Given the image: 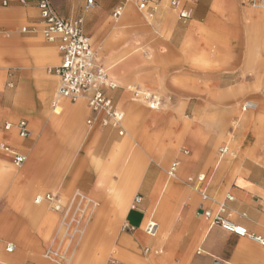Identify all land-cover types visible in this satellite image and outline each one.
Here are the masks:
<instances>
[{"label": "crops", "instance_id": "1", "mask_svg": "<svg viewBox=\"0 0 264 264\" xmlns=\"http://www.w3.org/2000/svg\"><path fill=\"white\" fill-rule=\"evenodd\" d=\"M52 2L56 8L54 0H52ZM128 2L129 0H126V3L122 5L123 9L124 7L125 9L121 12L126 18L131 17V7ZM260 2L264 3V0ZM58 3L59 11L57 8L56 9L60 14L70 19L81 17L82 23L85 17L87 22L92 20V23L94 22L96 25L103 11L102 5L97 6V8L93 10L84 9L86 7L85 4L82 7L83 0H59ZM185 5L188 10V18L186 19L179 18L177 13L168 5L171 11L176 14V18H174L171 11L169 12L167 9L164 0H160L154 7L155 10L150 13L151 17H148V15L144 17V20L151 24L152 32L142 35V33L135 28L133 35L119 48L120 51H127L132 49V47H138L144 43H146L145 45L147 46L148 43L145 41V38L148 36L152 38L151 35L155 33V35H153L155 41H150V48L154 53L155 59L158 60L156 66H149L148 68L145 66L136 67L135 71L132 73H125L126 70L132 66V59H136L138 64L141 63L142 60L138 55L128 61L124 60L126 56H123L117 60L116 64H109L108 62L116 60L115 57H113L115 54L113 55V53L103 51L102 58L100 59L101 62L96 59L98 64L100 63L103 67L105 63H108L109 66L115 65L114 75L111 78L119 80L120 83L126 80L136 81L137 85L134 87V90H139V88L143 86L145 90L153 93H151L152 96L157 95L156 97L159 98V105L164 107V109L154 108L153 110H146L143 106L131 104L129 97H127L129 86L126 88L123 87L122 84H116V90L109 88L105 89V94L111 97L117 108H120L118 106L119 101H123V104L125 103L127 108L132 106L135 108L137 107L138 124H136V133L140 138L139 145L142 153L150 157V162L148 163L146 159L141 168L142 171L138 181L135 185L131 186L129 194L125 197L127 208L124 212L118 215V208L116 204L113 203L116 207V217L118 219L122 218L123 225L127 224L134 228L133 230L122 231L123 233L119 240L122 242L123 246L132 249L141 248L145 254L152 252V245H156L159 241H163L165 251L163 248H158V250L154 251L156 256L151 259L148 258V261L142 264H264V248L258 242L249 237L238 236L232 232L229 233L221 226L211 224V222L207 221L201 215V209H210L212 211L217 209L220 202L217 207L213 208L217 201L216 198L211 196L208 197L207 200L201 199V202L196 205L195 198H191L188 195L184 198L182 191L176 186L178 182L181 183L183 181L184 176L187 174H192V176L189 177L193 178L198 174H204V176L207 175L209 180L213 175L219 176V172L217 173L216 171L217 167L214 169L209 168V172L206 173H201L199 171L205 168L204 166L214 150L215 138L225 127L226 113H223V111L220 113H207L203 110L200 112V109L194 106H204L208 105V103H212V99L209 95H205L208 88H212L211 86L218 87V90L221 88L223 94H227V90L225 89L229 87L232 88V94H227V98L225 97L226 99L224 102L237 101L242 98L243 94L251 95L250 93L247 94L246 90L251 91V89L256 88L258 79L254 74L264 70V58L261 60L257 57V54L264 57V55H262L264 54V10H262L264 5L262 6L261 4L262 7L255 9L247 3H244V0H187ZM35 13H37V15H35ZM79 13H82V15H79ZM0 16H5L3 21L5 24L26 20L36 27H42V33L43 26L39 19L38 9L35 7L34 0H28L24 5L11 2L6 7H0ZM106 17L107 13L105 18ZM25 26L34 30L33 26ZM25 26H22V28ZM83 32L87 35L84 30ZM201 32H203V35ZM2 33L6 34L7 31L3 29ZM202 36L206 38L205 40H217L224 47L227 45L230 49L229 53L233 56L223 70L225 73L229 71L231 73L222 75L223 80L217 85H213L215 80H213L212 85H210L208 72L203 70V67L209 65V63L202 62L207 59L212 60L210 56H218V53L211 52L212 47L209 46L211 42L202 41ZM88 37L90 39V36ZM0 41L4 42V45L7 46L6 49L9 51L8 57L6 58L7 65L3 68L7 69L8 67H13L26 70V68L34 67L36 69L34 71V76L40 78L43 76V68H41V74H38L37 66L39 61L46 60L49 57L52 59L49 60L50 62H55V58L57 59L58 57V64L60 63L57 44L51 42L55 44L56 49L49 45L42 46L38 34L25 37L16 36L7 40L0 39ZM92 46L95 51L93 43ZM103 46L104 44H102V47L99 46V48L102 50ZM38 54L42 57L39 58L40 55L38 56ZM3 68L0 69V72L3 71L1 82H3V76L5 74V69ZM104 68L106 69V67ZM241 72L245 76L244 79H242L244 76H241ZM250 76H253V78ZM55 78H57L55 75L51 78H45V84H40V95L39 98H35V103H33L31 99L28 88L24 85L23 88L17 91H6L7 94L5 93V99L11 96L15 97L17 93L23 91L33 103V107L30 111H32L33 108L35 109V107L39 108L40 105L44 107L40 97L41 93L45 91L44 88L46 86L50 88V90L52 89L50 83L56 82ZM217 81L218 80H216V83ZM56 88L55 86V90ZM154 93H156V95ZM54 96L51 101L49 100L48 109L61 106L62 98L57 99L56 104L53 105L55 100ZM81 99L86 101V98L81 97ZM72 105L74 106L72 107ZM72 105L67 106L65 104L64 122L62 123V129L59 131L51 127L52 122H50V118L46 115V121L48 125L50 123L49 126L51 129L57 133H61L64 131L65 125H70L75 133L79 134L81 132L80 112L84 103L81 102L76 105L73 103ZM182 107H185L187 111H191V116H186L187 120H181L179 113ZM3 109L6 111L4 115L2 113ZM120 109L124 112L122 108ZM30 111L24 113L27 114ZM83 111L84 109L82 112ZM17 112L19 111L14 109L13 103H11L9 108L0 107V123L5 117L7 119L3 123L2 129L0 128V144L4 142L9 146L11 145L25 154L28 158V155L14 143L21 137L16 135L14 129L5 131L3 128L6 122H16L19 119H25L28 121V127L30 129L28 118L21 117L15 119L10 116L17 114ZM89 116L94 117V122L90 128L94 127L93 134L96 136L93 151V158L95 160L93 165L96 167L92 166L93 168H87V172L83 173L82 177L77 180V187L82 190L84 189L86 192L94 191L101 196L106 191L112 200L113 191L117 189L120 183V176L123 169L118 170L115 166L111 168L112 171H110V173L115 172L119 177L116 182L114 179L115 176H112L111 181L109 175V180H107L111 183L106 186V189L103 188L102 180L106 179L101 178L102 169L112 166L115 157L120 152L122 156H127V151H125L127 142L125 144L124 141V137L127 133L123 125L124 120L121 124L123 134H119L116 129L101 124V114L96 115L89 111L87 118ZM245 119L250 122L251 117L248 115ZM204 120H212V122L209 123V125H202L200 122ZM180 121L182 122L181 125ZM165 134L170 139V146L168 148L164 150V148L158 147L155 153L144 149V141L156 137L159 142H162ZM181 141L192 149L191 154L189 150H183L184 156H178L175 159L179 163L177 173L174 176L175 178H168L167 171L169 168L165 176L163 165L170 158L171 154H173L175 144ZM255 141L256 139L251 143H255ZM23 144L21 143L22 147L29 145L30 154L32 155L28 169L23 173L18 174L17 172L16 175L11 177L9 176L10 173H8L7 177H0V181L2 179L7 181V185L0 189V195L3 194L2 191L7 192L4 199L0 197V212L3 215H7L11 211L9 209L14 207L24 212L23 214H25L27 218L29 217V222L36 228L38 236L35 242L36 245L28 243L27 240H21L20 242L26 250H31L37 249L40 245L42 247L44 246L42 244L43 238L50 230L49 228L46 230L47 228L45 227L46 213H42V218L36 217V220L32 218L33 214L38 216L41 212L40 210L43 208L39 203L37 205L34 204L35 196L41 193H37L34 196L33 202L30 200L33 191L38 189L40 185L47 184L46 180L43 181L41 178L42 176L46 178L48 176L47 168L49 155L47 150L45 151L40 143H36L29 139L24 141ZM257 145L252 146L253 149L248 153L250 156L254 155L253 151L256 149ZM141 151L135 148L130 155L132 156L134 153L136 155ZM5 155L11 162V155L2 150H0V162L2 159L6 161ZM154 157H156L155 159L157 160L154 161ZM151 160L155 162L152 165ZM97 161L98 169L96 165ZM220 162L221 159L215 163V166L219 165ZM2 166L7 168L5 165ZM234 167L235 169L229 167L228 172L223 176V181L220 183L219 193L229 188L230 191L226 193V195H232L231 200L225 201L226 195L222 200L225 201L227 205L225 217L234 223L244 226L250 233L264 237V167L260 166V164L251 158L244 159L240 164ZM43 171H47V174H43ZM231 176V181H227ZM95 181H100L99 186L94 184ZM24 182L27 186L24 188L23 185L19 186ZM203 182L201 183L202 186ZM137 188L138 193L132 198L130 203L132 193ZM138 195L141 197V200L137 206L133 207V201ZM216 196L218 197V195ZM24 209H26V211H24ZM149 211H151V214L147 216ZM49 212L53 213L50 210ZM134 214L137 216L136 218L132 217ZM157 214L159 217H165L166 220L163 222L164 225L160 233L161 235L156 239L154 238L155 236L147 235L144 232V226L147 219H151L152 216H157ZM3 215H1V217ZM2 224L3 223H0V228L3 226ZM165 230L166 233L164 234L168 235V238L162 236ZM6 242L14 244L13 241L0 239V245H2L4 252H6L4 249V244ZM45 248L47 249L48 247L45 246ZM146 248L148 249L147 251H145ZM31 252L32 251H27L30 255ZM154 259L157 261L153 262L152 260ZM6 260L10 261V258Z\"/></svg>", "mask_w": 264, "mask_h": 264}, {"label": "rangeland", "instance_id": "2", "mask_svg": "<svg viewBox=\"0 0 264 264\" xmlns=\"http://www.w3.org/2000/svg\"><path fill=\"white\" fill-rule=\"evenodd\" d=\"M260 1L261 0H244V3H247L248 5L252 6L255 9H259L260 7H262L261 6L262 3ZM58 2L59 0H54L55 6L59 11ZM125 3L126 0H101V1L95 0L93 8L87 10H93L97 8V6L102 5L103 11L101 18L98 20V23L95 25L94 22L92 23V20L90 22H87L86 18L84 17L82 25H83V30L87 33L88 36H90V40L94 45L96 51L95 57L97 61H100V59L102 58L103 51L108 53H113V55L115 54L113 57H115L116 60H112L108 62L109 64L111 63L116 64L117 60H119L123 56H126L124 60L128 61L129 59L134 58L135 56L138 55L142 60L141 63L138 64L136 59H132L133 61L131 62L132 66L129 67L125 72V73L128 72L132 73L133 71H135L136 67L145 66L146 68H148L149 66L152 67L156 66V62L158 60L155 59L154 53L150 48V43L152 42V40L155 41V37H153L155 33L151 35L153 39L149 38V36L145 38V41L148 43L147 46L145 45L146 43H144L139 45L138 47H132V49H129L127 51L124 50L120 51L119 48L129 40V38L133 35L135 28L138 29L142 33V35L152 32L151 24L148 23L146 20H144V17L147 16L148 13H152L155 10L154 7L158 3H156V5H154L153 3L150 4L151 6H154L152 10L140 12L135 6V0H129L128 3L129 6L131 7L130 8L131 17L126 18L122 15V13L119 16L113 17V12L115 11V9L124 5ZM164 3L170 12L171 8L167 5V0H164ZM84 4H85V0H83L82 7L84 6ZM262 10H264V7H262ZM121 12H123L122 9ZM106 13H107V17L105 18ZM171 13L172 16L176 18L175 12L173 13V11H171ZM35 15H37V13H35ZM79 15H82V13H79ZM4 18L5 16H0L1 40L11 39L16 36L25 37L30 35L34 36L38 34L42 46L49 45L56 49L54 43L48 42L42 36L41 33L42 27H36L26 20L5 24L3 22ZM25 25L33 26L34 30L32 32L22 33L21 28L22 26ZM3 29L7 31L6 34L2 33ZM201 33L203 35V32ZM205 39L206 38L202 36L201 40L211 42V44L209 43V46L212 47L211 52L213 51L216 54L218 53V56H210L212 60L209 65H205L203 67V70L208 72L210 85H212L213 80H215L213 85L215 84L217 85L221 80H223L222 75L231 73L230 71L225 73L223 70L227 66L228 61H230L232 59L231 57L233 56L229 53L230 49L227 45H225L224 47L217 40L213 41V40H208V39L205 40ZM102 44H104V46L101 50L99 46L102 47ZM6 47L7 46L4 45V42L0 41V69L6 67L7 65L6 58L8 57L9 51L6 49ZM39 55L40 54H38V56ZM40 57L42 56L40 55L39 58ZM257 57H259V59L261 60L264 58L259 54H257ZM49 60L52 59L48 57V59L46 60L44 59L39 61V64L37 66L38 71H40L41 68H43L42 69L43 76H41L40 78L34 76L35 74L34 71L36 70L34 67L26 68V70H21L19 68H13V67H8L7 69L3 68L5 69V74L3 76V82H4V85H2L3 88H0V107L3 106L5 108L6 107L9 108L11 106V103H13L14 106L17 103L22 102L26 107L20 109L18 108V110L19 112H23V113L17 112V114H13L10 116L15 119H19L21 117L28 118L30 122L31 131L28 139L18 138V141L14 142L15 145L20 147L28 155L26 162L22 166L17 167L9 161L6 155H5L6 161L5 159H2L1 162L2 165H5L7 168H9L7 169L4 167L5 170L8 173H10L9 175L10 177L16 175L17 172L18 174L23 173L28 169L32 155L30 154L29 145L22 147L21 143L23 144L24 141H27L29 139L35 141L36 143H40L43 146L44 150L45 151L47 150V153L49 155V162L47 168L48 176L47 178L43 176L41 178V180L43 181L46 180L47 184L40 185L38 189L33 191V193L30 196L31 201L33 202V198L37 193H45L47 191H51L52 193H56L60 196L65 208L62 212H59V211H55L52 207H50L49 204L44 203V207L47 208V210H50L53 213H55L53 224L50 230L48 231L47 235L43 238L42 244L44 246L42 247L40 245L39 247H37V249H31V250H26L23 244L20 242L21 240H27L28 243L31 244L33 243V245L34 244L36 245L35 242L38 237L36 233V228L32 225L31 222H29L25 214H23L22 211H19L14 207H11V209L7 208L11 210L7 215H3L0 212V223H3L2 224L3 226L0 228V239L13 241L14 244L16 245V248L12 253L4 252L2 245H0V264H58L57 262H53L52 259L47 256L48 248L46 249L45 246L47 247L49 246L48 242L52 238V236L59 235V237L61 238V236L64 233L66 234V229H69L70 232H72L73 230L75 231V234L71 239H69V241L73 242L74 238L78 236L77 239L78 243L76 244L77 247L75 246V252H74V256L72 257L71 264H74L75 262L74 260L76 256L81 261V264H109L110 259H114L116 261V264L146 263L148 261L147 260L148 258L151 259L156 256L154 254V251L158 250V248H163L165 251V248L163 246V241L161 240L162 242L159 241V243H157L156 245H152L151 246L152 252L149 254H145L141 250V248L132 249L123 246L122 242H120L119 240L121 234L123 233L121 230V227L123 225L122 224L123 220L122 218L118 219L116 217L115 214L116 207L113 205V203H115L113 202L114 194L117 189L113 191V198L111 200V197L109 196V194H107L106 191L101 196L100 194H96L94 191L86 192L84 189L82 190L77 187V180L80 177H82L83 173L87 172V168L96 167L93 165L95 161L93 158V154H94L93 151L95 147L96 136L93 134L94 127L90 128L85 123V120L89 113L86 107V101L82 100V102L84 103L82 110L84 109V111L82 112L81 110L80 112V122L82 129H80L81 132L79 134H76L74 129L70 125H65L64 131H62L61 133H57L56 131L51 129V127L54 126L51 123V127H50L49 126L50 123L48 125L46 121V115L48 112L47 107H43L40 105L39 108L35 107V109L33 108V110L30 111L31 108L33 107V103H35V100L39 98L40 95L39 92L41 89L40 84H45L46 82L45 80L48 77L49 78L54 77L52 71H49V68L58 64V57L57 59L55 58V62L53 61L50 62ZM108 63L107 64L105 63L103 65L104 67H106V69L108 70L107 72L111 77L110 70L108 69L109 66H107ZM0 74L3 75V71L0 72ZM254 75L258 79V85L256 86V88L251 89V91L246 90V93L247 94L250 93L251 95L243 94L242 98H240L237 101L224 102L225 99L227 98L226 95L232 94V88L226 87L227 89L225 90H227L226 92L227 94H223L221 88H219L218 90V87L211 86L212 88H208L207 93H205V95L206 96L209 95V97L212 99V103H208V105H204V106L201 105L194 106L195 108L200 109V112H202L203 110L204 112L207 113L208 112L220 113L222 111L223 113H226L225 127L215 138L216 142L213 147L214 150L211 153L209 160L205 164L204 166L205 168L199 171L201 173H206L209 172L208 171L209 168L214 169L215 167H217L216 171L217 173L219 172L218 173L219 176H217L216 173L215 175L217 177L213 175L212 178H210V180L206 175L203 182L202 189L205 191L208 197L212 196L217 200L213 208L217 207L219 202L223 200L226 193L230 191L229 188H227L226 190H223L221 193H219L220 183L223 181V176H225V174L228 172L229 167L235 169L234 166L240 164L246 158H251L258 164H260V166L264 167V70L260 71L259 73H255ZM241 76H244L242 72H241ZM250 77L253 78V76ZM244 78L245 76L242 77V79ZM55 80L56 82L54 81L50 83L52 88V95L48 98L50 101L53 98L55 86L57 87L58 85L57 78H55ZM216 80H218L217 83ZM113 81L116 84H122L123 87L126 88L128 86L130 87L127 91L128 94L127 97H129L131 104H137L143 106L146 110H153L152 108L149 107L150 102L145 100L144 96H142V94H151L152 93L151 91L145 90L144 87L141 86L139 88V95H138L139 97L135 98L132 94V91L134 90V87L137 85L136 81L126 80L121 83L119 82V80L113 79ZM9 83H12L13 85H10ZM23 85L28 88L33 103L31 102L30 99H28L26 93L23 91H20L18 94L15 95V97L11 96L5 99L6 98L5 96L7 94L6 91L8 90L17 91L20 88H23ZM154 94L156 95V93ZM17 99L20 100H18L17 102ZM158 99L159 98H157V100ZM248 100L257 101L260 107V112L262 116L258 126L260 130L259 135H252L251 133L252 131L251 125L255 122V116H257V113L259 112L257 113L254 112L255 114H250V112L252 111L250 108L246 107L245 111L241 109L242 106L245 105V101ZM65 102L67 104L78 103L77 101L71 102L69 99H65ZM118 106L124 110V115H125L123 125L127 133L124 137L125 144L127 142L126 150H125L127 151V156L126 157L122 156L120 152L115 157L112 166H108L102 169L103 172L101 178L106 179V180H102L103 188L105 189L106 186L109 185V183H111L110 181H108L109 175H110V179L112 178V176H115L114 177L115 181L116 182L118 181V177H119L118 174L115 172L110 173V171H112L111 168H113L114 166L117 167L118 170L124 168L125 166H128L130 169H133L135 164H137V167H139V162L143 164L145 163L146 159L148 160V163L150 162V157L145 156L141 151L139 145L140 138L136 133V124H138L137 107L135 108L132 106L127 108L125 106V103L123 104V101H119ZM156 108L164 109V107L160 106L159 104L156 105ZM232 109H235L234 110L235 113L233 114L232 112H230ZM26 111H30V112L25 114L24 112ZM2 113L4 115L6 111L3 109ZM179 114L181 120H187V117L191 116V111L189 110L187 111L185 107H182ZM239 114L252 115L250 122H248V120L246 121L245 119L244 121H240L236 124L233 123L235 120L237 121ZM5 120H7L6 117L0 123L1 129ZM211 122L212 120L209 121L204 120L200 123L202 125H209V123ZM181 124L182 122L180 121V125ZM61 129L62 126L60 127V129L57 130L59 131ZM255 139H256L255 143H251ZM169 142L170 139L165 134L163 136L162 142H159L156 137L152 138L151 140L144 141L145 144L144 149L147 151H152V153H155L157 152L156 149H158V147H162L164 148V150L165 148H168L170 146ZM223 145H226L229 150L228 153L220 157L218 148L222 147ZM253 145H257V147L253 151L254 155L250 156L248 153H250L251 149H253L252 148ZM135 148L140 149L141 152L137 153L136 155L134 153L131 156L130 154L132 150ZM184 149L189 150V153L191 154L192 149L188 147L186 143L181 141L175 144L173 154H171L170 158L164 163V165L161 164L163 165L165 176L169 164L173 162L178 156H184L183 155ZM156 157H154V161L157 160L155 159ZM219 159H221V162L219 163V165L215 166V163ZM154 161L151 160V165L155 163ZM96 165L98 169V161ZM47 171H43L42 173L47 174ZM189 176H192V174L185 175L183 181L181 183L178 182V185L176 186L182 191L184 198H186L187 195L191 198H195V204L198 205V203L201 202L200 193H198V191L194 189V187L192 186L193 184L188 182L187 179ZM231 179L232 176L227 181L230 182ZM99 182L100 181L97 182L95 181L94 184H97L99 186ZM22 185L23 188L27 186L25 182L21 183L19 186ZM138 188L132 193V196L130 198V203L132 198L138 193ZM2 193L3 194L0 195V197L4 199L7 192L2 191ZM216 195H218V197ZM34 204L36 203L34 202ZM149 214H151V211L148 212L147 216ZM1 215L3 216L1 217ZM132 217L136 218L137 216H135L134 214ZM151 220L155 221L156 223H159L157 225L156 235L154 237L157 239L159 235H161L160 233L164 225L163 222L166 220V218L159 217L157 214V216L156 215L152 216ZM110 224H113V228L111 229H109ZM164 233H166V230L163 232V234ZM109 234L112 235L111 238L112 240L111 239L108 240ZM163 234L162 236H164V238L169 237L168 235L166 234L163 235ZM64 241L67 240L65 239ZM67 246L65 247L64 244L63 246H60V250H58V254L59 252L62 253V249L64 247L66 250ZM27 251L28 252L32 251L31 255L27 253ZM53 255L58 258V255L56 254ZM7 258H10V261H7L6 260ZM152 261L154 262L157 260L154 259Z\"/></svg>", "mask_w": 264, "mask_h": 264}, {"label": "built area", "instance_id": "3", "mask_svg": "<svg viewBox=\"0 0 264 264\" xmlns=\"http://www.w3.org/2000/svg\"><path fill=\"white\" fill-rule=\"evenodd\" d=\"M28 0H0V7H6L11 2H17L24 5ZM160 0H135V6H137L140 12L152 10ZM187 0H168V5L177 13L181 19L188 18V10L186 8ZM35 7L38 9L39 19L42 23L43 30L42 35L49 42H55L57 44L59 52V64L49 69L57 77L58 86L56 88V95L58 98L69 99L71 102H76L81 97L86 98L87 108L92 114L102 115L101 124L103 126H110L117 130V133L123 134L121 124L124 120V112L117 108L111 97L105 94V89H115L116 84L108 81L107 70L96 61L95 51L89 37L83 32L82 18L70 19L60 14L54 7L52 0H34ZM94 0H86V9L93 8ZM122 6L115 9L113 17L121 14ZM32 28L27 26L21 29V32L25 33L32 31ZM13 85L12 83H9ZM133 96L139 97V90L132 91ZM144 99L149 101V107L154 109L159 104L156 96L151 94H142ZM246 107L249 108L247 101L242 106V110L245 111ZM94 122V117L89 116L86 119V124L91 127ZM4 130L9 131L14 129L16 135L26 139L30 136V129L28 127V121L25 119H19L16 122H6L4 124ZM0 150L11 155V162L13 165L20 167L27 160V156L11 145H7L2 142L0 144ZM226 145L219 148L220 157L228 153ZM178 161L174 160L169 165L167 171L168 178H174L178 170ZM205 176L204 174H198L195 178L188 177V182L193 184L192 186L200 193L202 200H207L208 195L202 189ZM194 182V183H193ZM232 199L231 194H227L225 201ZM72 200V199H71ZM141 197L138 195L133 201V207L137 206ZM225 201L220 202L217 209L212 211L210 209H201V215L211 222L221 226L227 232H232L238 236L249 237L258 242L264 248V237L254 235L247 231V229L233 221L228 220L225 217L227 211V205ZM36 204L45 202L50 205L55 211L62 212L64 205L62 199L56 193L47 192L37 194L34 198ZM145 225V232L154 236L157 230V224L153 221H147ZM264 227V224H263ZM127 224L122 225V231L133 230ZM5 251L12 253L15 249V245L11 242H6ZM148 249L146 248L145 251ZM53 262H56L54 259ZM109 264H116L114 259H110Z\"/></svg>", "mask_w": 264, "mask_h": 264}, {"label": "bare ground", "instance_id": "4", "mask_svg": "<svg viewBox=\"0 0 264 264\" xmlns=\"http://www.w3.org/2000/svg\"><path fill=\"white\" fill-rule=\"evenodd\" d=\"M264 5V3H262V6ZM122 10H123V6H122ZM148 17H151L150 13H148ZM53 51V50H52ZM51 51V52H52ZM55 53V52H54ZM200 59V57H199ZM211 60L207 59V60H204L202 63H209L210 64ZM109 66V65H108ZM115 65L113 66H109V70H110V74H111V77L114 75V71H115ZM38 74H41V70L40 71H37ZM1 77L2 75L0 74V88H2V85H3V82H1ZM109 78V75H108V81L116 84L112 78ZM117 86V85H116ZM45 91H43L41 93V100H42V104L44 105V107H48L49 105V99L48 97H50L52 95V89L50 90V88H47V86L44 88ZM18 94V93H17ZM53 96H54V93H53ZM18 97V95H17ZM55 100L53 102V105L56 104V101L57 99H61V98H58L57 95H56V90H55V96H54ZM14 99V98H13ZM18 100L20 99H17V102ZM22 100V99H21ZM25 100V99H24ZM78 103L76 104H79L82 102V99H78L77 101ZM246 102V101H245ZM18 104V105H17ZM16 105H14V109L18 110V108H23V107H26L22 102H19L17 103ZM65 104L68 106V105H72V104H67L65 102V99H61V106H58L56 108H49L48 109V114H47V117L50 118V121L52 122L54 128L57 130V129H60V127L62 126V123L64 122V113H65V110H66V107H65ZM75 104V105H76ZM247 104L249 105V108L252 110L250 112V114H255L257 112V116H255V122L251 125V133L252 135H259V122L261 121V112H260V107H259V104L257 101H254V100H248L247 101ZM81 105V104H80ZM74 105H72L73 107ZM79 109V108H78ZM73 110V109H72ZM235 109H232L230 112L235 113L234 111ZM19 111V110H18ZM255 112V113H254ZM68 113V112H67ZM75 113V112H74ZM237 113V112H236ZM249 115V114H248ZM248 115H244V114H239L238 118H237V121L235 120L233 123H238L240 121H244L245 120V117H247ZM66 116V115H65ZM76 116V115H74ZM79 116V115H78ZM244 116V117H243ZM250 117L252 115H249ZM236 117V116H235ZM68 118V117H67ZM243 119V120H242ZM73 122V121H72ZM72 124V123H71ZM78 128V127H77ZM77 134V133H76ZM16 138V137H15ZM137 163V161H136ZM144 163L142 164L141 162H139V167H137V164L134 165V168L133 169H130L128 166H125L124 168L122 169H125V170H122L121 172V182H120V185L117 186V190L114 194V202L118 208V215L122 214L124 212V210L127 208V201H126V195L129 194V191L131 190V186L135 185L136 182L138 181L139 179V176H140V171H142V167H143ZM8 175V172L5 170V168L2 166V162H0V177H7ZM13 182H16V181H13ZM132 184V185H131ZM7 185V181L5 180H1L0 181V189L3 188L4 186ZM165 185V184H164ZM14 186V185H13ZM134 190V189H133ZM158 193V192H157ZM20 199V197H19ZM11 200V199H10ZM31 200V199H30ZM13 201V200H12ZM12 203V202H11ZM18 203V202H16ZM44 203L45 202H42V203H39L41 204V206H43V208L40 210V214H38V216H36L35 214L32 215V218L33 220H36L38 217L39 218H42V213H46L45 214V227L47 228L46 230H48V228L50 229L52 227V224H53V220H54V213H50L49 210H47V208L44 207ZM16 205V204H15ZM27 205V204H26ZM25 206V205H24ZM23 206V207H24ZM28 206V205H27ZM16 207V206H15ZM26 207V206H25ZM24 207V208H25ZM30 207V206H29ZM155 207V206H154ZM32 208V207H31ZM23 210V209H22ZM24 211H26V209H24ZM30 211V210H29ZM24 213V212H23ZM155 214V213H154ZM44 215V214H43ZM28 216V215H27ZM37 217V218H36ZM29 218V217H28ZM147 221H152L151 219H147ZM146 221V222H147ZM145 222V223H146ZM154 222V221H153ZM40 224V223H39ZM147 224V223H146ZM145 224V225H146ZM158 224V223H156ZM43 225V224H42ZM144 226V225H143ZM44 227V226H43ZM113 228V224H110L109 226V229ZM143 228V227H142ZM44 229V228H43ZM144 230H145V226H144ZM145 232V231H144ZM44 233V232H43ZM146 233V232H145ZM75 234V231L73 230L72 232L69 231V229H66V234L64 233L61 238L59 237V235L57 236H52V238L49 240L48 244V249H47V253H48V257H50L52 260L54 259L58 264H71L72 263V257L74 256V252H75V246L76 244L78 243L77 242V239H78V236H76L72 241H69V239H71L73 237V235ZM147 234V233H146ZM148 235V234H147ZM156 235V232L154 234V236ZM46 236V235H45ZM70 236V237H68ZM58 237V239H57ZM112 238V235L109 234V239L110 240ZM66 239L67 241H64ZM42 241V240H41ZM47 243V242H46ZM64 246L66 247L67 245V248L65 250V247L62 249V253L59 252L58 254V250H60V246ZM77 247V246H76ZM53 254H56L58 255V258L55 257ZM76 255V254H75ZM98 260V259H97ZM74 264H81V261L78 259V257L76 256L75 260H74ZM156 262V261H155Z\"/></svg>", "mask_w": 264, "mask_h": 264}]
</instances>
